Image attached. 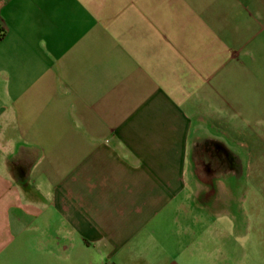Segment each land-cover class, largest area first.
Masks as SVG:
<instances>
[{
  "label": "crops",
  "instance_id": "obj_1",
  "mask_svg": "<svg viewBox=\"0 0 264 264\" xmlns=\"http://www.w3.org/2000/svg\"><path fill=\"white\" fill-rule=\"evenodd\" d=\"M0 264H264V0H0Z\"/></svg>",
  "mask_w": 264,
  "mask_h": 264
},
{
  "label": "rangeland",
  "instance_id": "obj_2",
  "mask_svg": "<svg viewBox=\"0 0 264 264\" xmlns=\"http://www.w3.org/2000/svg\"><path fill=\"white\" fill-rule=\"evenodd\" d=\"M244 154V153H243ZM205 159L203 158V155L200 153L198 156H196L194 159L190 160V165L186 174L187 180L189 181L188 188L185 190L183 195H179L178 199V206L177 210L173 214H167L166 217H163L162 222V229L167 228L169 223L170 217H181L180 220L184 219L183 217H234L233 210L236 209L235 217H250V207L248 206V201L250 198V195L248 191L244 189L245 187V180L246 177L243 175L241 179V184H243V194L242 196L246 198V202H243L241 207L235 206L234 203H231V206L229 209L231 210V213H233L232 216H228V214L219 213V207L217 205L218 201V181H229L228 178L231 176L229 174H223V173H210V174H204V167H203V161ZM207 164H210V166L217 170L219 166L218 159L216 157H210L207 159ZM228 163V159H226ZM243 161H247L248 159H245L243 157ZM205 165V163H204ZM227 165V164H226ZM222 166V165H220ZM225 166V165H224ZM197 168V169H196ZM240 185H237L239 187ZM204 189V190H203ZM185 194H188V199H181L185 196ZM239 194V193H238ZM182 223H178V227H180ZM170 228V227H169ZM242 228L244 230L249 229V224L247 221H244L242 219ZM174 229V227L172 228Z\"/></svg>",
  "mask_w": 264,
  "mask_h": 264
}]
</instances>
